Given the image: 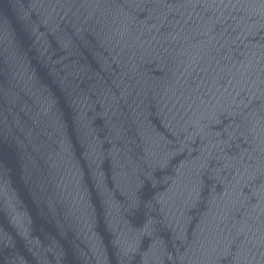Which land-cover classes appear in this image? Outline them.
Returning <instances> with one entry per match:
<instances>
[{
    "label": "water",
    "instance_id": "water-1",
    "mask_svg": "<svg viewBox=\"0 0 264 264\" xmlns=\"http://www.w3.org/2000/svg\"><path fill=\"white\" fill-rule=\"evenodd\" d=\"M0 264H264V0H0Z\"/></svg>",
    "mask_w": 264,
    "mask_h": 264
}]
</instances>
